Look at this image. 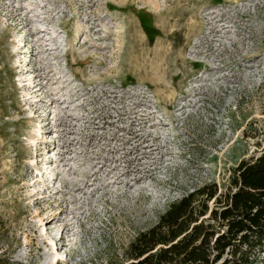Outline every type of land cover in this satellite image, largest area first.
I'll use <instances>...</instances> for the list:
<instances>
[{
	"label": "rangeland",
	"instance_id": "obj_1",
	"mask_svg": "<svg viewBox=\"0 0 264 264\" xmlns=\"http://www.w3.org/2000/svg\"><path fill=\"white\" fill-rule=\"evenodd\" d=\"M263 150L264 0H0V264H126Z\"/></svg>",
	"mask_w": 264,
	"mask_h": 264
},
{
	"label": "trees",
	"instance_id": "obj_2",
	"mask_svg": "<svg viewBox=\"0 0 264 264\" xmlns=\"http://www.w3.org/2000/svg\"><path fill=\"white\" fill-rule=\"evenodd\" d=\"M263 248L264 150L238 162L224 191L206 183L170 202L125 255L126 264H250Z\"/></svg>",
	"mask_w": 264,
	"mask_h": 264
},
{
	"label": "bare ground",
	"instance_id": "obj_3",
	"mask_svg": "<svg viewBox=\"0 0 264 264\" xmlns=\"http://www.w3.org/2000/svg\"><path fill=\"white\" fill-rule=\"evenodd\" d=\"M62 238H59V240H61ZM56 257L58 258H62L63 257V255H58L57 253H55L54 255H53V260H55L56 259ZM58 264V263H57Z\"/></svg>",
	"mask_w": 264,
	"mask_h": 264
}]
</instances>
